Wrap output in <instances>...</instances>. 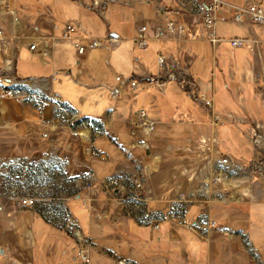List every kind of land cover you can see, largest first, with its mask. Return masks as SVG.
Listing matches in <instances>:
<instances>
[{"label":"crops","instance_id":"1","mask_svg":"<svg viewBox=\"0 0 264 264\" xmlns=\"http://www.w3.org/2000/svg\"><path fill=\"white\" fill-rule=\"evenodd\" d=\"M223 1L216 30L225 38L242 37L227 36L235 6L264 7V0ZM92 2L0 0V264H80L68 218L141 264H264V179L234 173L212 185L217 168L199 143L216 133L220 151L243 164L261 154L247 131L251 121H264V32L254 29L264 25L236 22L251 41L215 46L182 0H112L106 16ZM162 9L187 31L137 47V26L146 23L153 34ZM67 22L79 28L74 39L60 37ZM110 31L122 37L119 45L78 54L75 39ZM160 52L189 63L200 96L176 83L164 90L150 83ZM6 59L13 60L10 79L2 72ZM128 72L140 89L115 100L106 85ZM202 94L214 99L212 109ZM139 108L157 121L144 155L134 144L142 134L133 123ZM212 111L223 122H214ZM143 165V188L127 182L107 189L109 176L139 174ZM199 189L204 194L196 197ZM181 195L191 197L185 216L195 227L166 220L154 229L140 220L145 211L178 209ZM28 197L35 203L19 204ZM90 255L87 264H116L100 248Z\"/></svg>","mask_w":264,"mask_h":264},{"label":"built area","instance_id":"2","mask_svg":"<svg viewBox=\"0 0 264 264\" xmlns=\"http://www.w3.org/2000/svg\"><path fill=\"white\" fill-rule=\"evenodd\" d=\"M112 0H93L91 7L98 10L103 16H106V10L108 3ZM138 1H148V0H138ZM182 6L185 9L192 10L191 12L197 17L199 21L203 23L205 27L208 39L213 45H218L222 42H229L233 47L243 46L248 44L251 39L242 37H221L217 34V22L220 19H225L219 15L220 8L225 5L223 0H182ZM160 19L158 25L154 28L153 34H149V26L146 23H141L137 26V34L133 37V42L137 47L145 48L148 46L151 38L162 39L172 34H182L187 31V26L185 23L178 21L169 15H167L164 9L160 10ZM233 19L239 24H260L264 25V7L259 2L247 1L243 5H238L234 7ZM78 26L73 22H67L62 31L60 37L62 39H74V35L78 32ZM191 37L195 36V32L189 31ZM122 41V37L114 32L110 31L105 37H87L86 41H81L80 38L75 39L74 45L77 49L78 54H85L87 51L101 46H106L108 48H113L119 45ZM31 49H37V43L30 44ZM45 52V51H43ZM158 63V73L156 77L150 80V83H157L160 89L164 90L168 82H174L181 88L188 91L190 94L198 97L199 92L195 84L194 76L190 70L189 63L174 56L173 54H166L160 52L157 59ZM13 60L6 59L2 68V72L9 79L11 78L10 73L13 71ZM111 96L118 100L132 91H138L140 89V82L132 77L127 79H122L118 83L106 85ZM6 93L8 95H13L12 89H7ZM35 95V94H34ZM32 95V96H34ZM201 99L206 107H214V99L207 95L202 94ZM137 121L133 122L136 127L142 132L143 137H139L135 142L141 144L146 149L149 148V142L147 137L155 130L157 121L151 118L148 111L145 108H139L136 111ZM226 117L234 119L238 123H242L245 119H235L232 112H227ZM212 119L214 122H223L222 115L218 112L212 111ZM248 134L251 141L254 143L255 148H264V121H251L250 127L248 128ZM199 143L207 150L210 154L208 161H212L214 166L217 168V172L211 177L212 185H219L226 178L238 173L245 181H252L255 177L264 176V163L261 162L260 155L254 157L253 162L243 164L231 155L222 153L218 148V139L216 133H212L209 136H204L199 138ZM145 179L141 177V174H115L109 176L105 183L109 188L116 190L118 188H125L127 182H132L135 189H141L144 187ZM204 189L198 190V195L200 197L204 194ZM134 196V195H133ZM225 199L224 196H222ZM36 201L35 198H24L19 201L22 205H32ZM182 206L178 207L170 206L166 213L161 214H151L149 212H144L140 220L145 224L149 225L154 229L160 228L162 222L169 220L175 221L178 224L185 225L188 227H195V222L188 221L185 216L186 206L191 202V197L186 195H181L178 199ZM18 204V203H17ZM68 228L71 230L73 237L77 242L76 248V258L80 264H87L90 262L91 255L90 252L94 248H100L105 253H110L113 255L116 264H141L139 261L134 260L126 255H120L114 253L110 248L99 245L91 237L83 234L80 227L74 222L72 218L67 219Z\"/></svg>","mask_w":264,"mask_h":264},{"label":"rangeland","instance_id":"3","mask_svg":"<svg viewBox=\"0 0 264 264\" xmlns=\"http://www.w3.org/2000/svg\"><path fill=\"white\" fill-rule=\"evenodd\" d=\"M228 27L229 28H231V30L232 31H227L228 33H227V36H242L243 37V33L246 31L244 28H242L241 26H239L236 22H234L233 20H231V18H229L228 20ZM222 22V21H221ZM221 22H219V27H220V23ZM223 24V23H222ZM254 29L256 30V31H258V33L259 32H264V29H260V28H258L257 26L256 27H254ZM91 36H93V37H105L106 35H103V36H94V35H91ZM157 73H158V71H157ZM156 73V74H157ZM130 75H132L130 72H128L127 73V76L128 77H130ZM174 82H171V84H173ZM139 129V128H138ZM153 133V132H152ZM151 133V134H152ZM139 137H143L142 135H140ZM134 144H135V148L136 147H140V149L141 150H143V153H142V155H144L145 153H146V148L144 147V146H142L141 144H137L135 141H134ZM256 149V152H258V148H255ZM260 151H261V154H259L260 156V159H261V162H263L264 163V148H261L260 147ZM255 157H258L257 156V154L255 155ZM253 159H254V157L253 158H251L250 160H252L251 162H253ZM245 164H247V163H245ZM144 170H145V167H144V165H143V167L141 168V170L139 171L140 173L139 174H141V177H143V178H145V172H144ZM262 179H264V176H262L261 177ZM262 179H260L259 177H255L254 179H253V181H251V182H255V181H259V182H263V180ZM144 183H145V181H144ZM107 189L109 190V191H111V192H113L114 190H113V188L111 187V188H109V187H107ZM118 189H121V188H118ZM225 199H227V197L225 198ZM216 203H225V202H216ZM215 204V203H214Z\"/></svg>","mask_w":264,"mask_h":264}]
</instances>
